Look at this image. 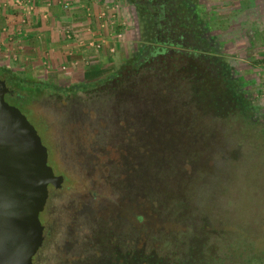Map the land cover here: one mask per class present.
Returning <instances> with one entry per match:
<instances>
[{"label": "rangeland", "instance_id": "rangeland-1", "mask_svg": "<svg viewBox=\"0 0 264 264\" xmlns=\"http://www.w3.org/2000/svg\"><path fill=\"white\" fill-rule=\"evenodd\" d=\"M41 4L33 53L0 45L9 71L57 86L1 76L18 95L4 99L34 126L61 175L59 186H48L47 233L33 264H105L136 247L175 260L201 227L224 230L218 240L229 250L247 242L264 251L258 126L196 108L190 76L175 68L185 62L173 52L132 67L148 35L124 0ZM196 10L264 126V0H199ZM80 81L92 86L62 88Z\"/></svg>", "mask_w": 264, "mask_h": 264}, {"label": "water", "instance_id": "water-1", "mask_svg": "<svg viewBox=\"0 0 264 264\" xmlns=\"http://www.w3.org/2000/svg\"><path fill=\"white\" fill-rule=\"evenodd\" d=\"M6 91L0 78V264H33L42 243L38 212L61 175L47 164L34 126L4 99Z\"/></svg>", "mask_w": 264, "mask_h": 264}, {"label": "trees", "instance_id": "trees-1", "mask_svg": "<svg viewBox=\"0 0 264 264\" xmlns=\"http://www.w3.org/2000/svg\"><path fill=\"white\" fill-rule=\"evenodd\" d=\"M216 63L215 66L207 68L201 62L193 61L188 66L180 67V70L177 68L178 73L183 71L184 77L190 76L187 78L188 99L202 113L216 114L220 117L235 114L234 116L239 117L247 126L256 124L258 129L252 133V141L264 163V126L257 125L251 117L253 96L238 78L232 75L230 65L221 60ZM3 74L14 83L20 84L26 81L29 85H36L37 89L57 87L33 77H26L24 74L13 73L8 67L0 64V75L3 76ZM102 80L103 78L98 82ZM90 86H92L91 83L80 81L68 83L62 88L66 91H76L85 90ZM201 228L199 235L191 236L186 249L182 251L178 259L171 260L154 251L145 252L142 248L136 247L125 251L117 250L115 259L105 264H251L253 261L264 259V251H254V247L247 242L237 248L231 247L230 250L229 247L223 246L218 240L220 235L225 233L221 228L206 230ZM211 237H213L212 241H210Z\"/></svg>", "mask_w": 264, "mask_h": 264}, {"label": "flooded vegetation", "instance_id": "flooded-vegetation-1", "mask_svg": "<svg viewBox=\"0 0 264 264\" xmlns=\"http://www.w3.org/2000/svg\"><path fill=\"white\" fill-rule=\"evenodd\" d=\"M124 1L133 9L135 19L142 18V32L148 35V41L141 43L138 57L132 61V67L150 64L155 56L164 57L167 51L182 57L185 63L180 64L181 66H188L191 62L197 61L210 68L220 61L215 49L216 41L201 18L202 12L194 11L199 0ZM2 79L5 84V79ZM8 89L11 91H6L4 95L18 96L14 89L9 87ZM44 212L43 206L38 212L42 225V243L47 233Z\"/></svg>", "mask_w": 264, "mask_h": 264}, {"label": "crops", "instance_id": "crops-1", "mask_svg": "<svg viewBox=\"0 0 264 264\" xmlns=\"http://www.w3.org/2000/svg\"><path fill=\"white\" fill-rule=\"evenodd\" d=\"M0 0V45H5V50L13 49L11 45L17 44L16 47H22L26 53L31 51V41L39 38V26L37 30H32V26L37 25L41 17L47 11V6L41 4V0L35 2L31 13H25L21 7L12 5V0ZM44 10V11H43ZM49 14V11L47 12ZM33 20V23L31 22ZM43 20V19H42ZM23 39V40H21ZM11 40V41H10ZM36 42V41H35ZM11 44V45H10ZM11 51V50H10ZM36 53V52H35ZM39 55V54H37Z\"/></svg>", "mask_w": 264, "mask_h": 264}, {"label": "built area", "instance_id": "built-area-1", "mask_svg": "<svg viewBox=\"0 0 264 264\" xmlns=\"http://www.w3.org/2000/svg\"><path fill=\"white\" fill-rule=\"evenodd\" d=\"M36 1H39V0H12L11 3H13L12 5H16V7H21L23 11H25V13L28 14L32 12ZM1 2H2V5L5 4V1L2 0ZM43 16H45V14Z\"/></svg>", "mask_w": 264, "mask_h": 264}]
</instances>
